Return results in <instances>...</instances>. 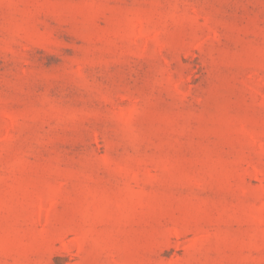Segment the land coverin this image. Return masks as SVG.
Here are the masks:
<instances>
[{"label":"rangeland","instance_id":"obj_1","mask_svg":"<svg viewBox=\"0 0 264 264\" xmlns=\"http://www.w3.org/2000/svg\"><path fill=\"white\" fill-rule=\"evenodd\" d=\"M0 264H264V0H0Z\"/></svg>","mask_w":264,"mask_h":264}]
</instances>
